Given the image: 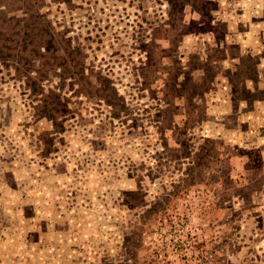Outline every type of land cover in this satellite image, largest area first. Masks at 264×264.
<instances>
[{"label":"rangeland","instance_id":"obj_1","mask_svg":"<svg viewBox=\"0 0 264 264\" xmlns=\"http://www.w3.org/2000/svg\"><path fill=\"white\" fill-rule=\"evenodd\" d=\"M0 35V264H264V0H0Z\"/></svg>","mask_w":264,"mask_h":264},{"label":"trees","instance_id":"obj_2","mask_svg":"<svg viewBox=\"0 0 264 264\" xmlns=\"http://www.w3.org/2000/svg\"><path fill=\"white\" fill-rule=\"evenodd\" d=\"M3 24H6L7 25V23L8 24H10L11 23V19L10 18H7L5 21H3L2 22ZM35 29H32V31H34ZM26 32H31V30H29L28 29V27L26 28V30H24V32H23V34H22V37H23V41L24 42H26L27 41V43L29 42V40H30V38L26 35ZM34 35V36H33ZM57 35V34H56ZM2 35H0V37H1ZM34 37L33 39L34 40H32V41H30L28 44H30V45H28V46H31V45H33L34 47H36L37 46V50H36V54L38 55V58L39 59H41V61H47V62H44V63H42V66L43 67H45V68H47V67H53L54 68V65H55V62H56V59H53V58H51V59H47V58H45V56H46V53H43V52H41V47L42 46H44V45H46V44H48V39H50V42L51 43H54V45H56V43H57V41L55 40L56 39V36H51V34H49V33H42V34H32V33H30V37ZM26 40V41H25ZM17 41H22L21 40V38H20V36H15V35H12V39L11 40H5V38H0V43L2 44V43H8V44H10V43H15V42H17ZM63 42V41H62ZM62 68H63V70L64 71H70L71 69H73V66H72V64L71 63H64L63 64V66H62Z\"/></svg>","mask_w":264,"mask_h":264}]
</instances>
